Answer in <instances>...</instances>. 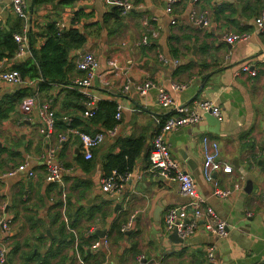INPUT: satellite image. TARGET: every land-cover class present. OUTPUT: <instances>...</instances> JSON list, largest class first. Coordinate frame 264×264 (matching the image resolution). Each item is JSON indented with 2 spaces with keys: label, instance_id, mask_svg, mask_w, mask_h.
I'll return each instance as SVG.
<instances>
[{
  "label": "crops",
  "instance_id": "0c3cea01",
  "mask_svg": "<svg viewBox=\"0 0 264 264\" xmlns=\"http://www.w3.org/2000/svg\"><path fill=\"white\" fill-rule=\"evenodd\" d=\"M60 1L31 0L23 20L9 0H0V24L18 27L12 34L23 33L26 25L24 33L36 49L47 38L49 23L74 27L85 37L82 45L68 50L73 65L66 84L41 88V78L25 77L30 81L19 85L0 78V172L27 163L26 169L0 182V221L8 223L7 229L0 226V251L5 253L0 264H78V256L85 264H264V27L256 32L254 22L264 0H178L171 14L164 11L163 0H131L133 8L117 19H105L115 6L108 0ZM221 2L235 11L225 9L216 18L213 10ZM247 2L254 10L245 9ZM190 9L205 11L209 24H195ZM244 31L252 33L248 40L224 41L225 34ZM85 53L97 60L88 97L74 83L82 75L76 61ZM30 57L3 58L0 69L10 70ZM244 62L254 66V76L234 74ZM145 80L153 86L141 95L135 85ZM171 82L184 88L173 91ZM158 88L179 105L196 108L198 101L208 99L221 110L217 132L203 117L166 133L164 140L171 158L193 177L205 204L227 223L224 237L205 230L203 219L186 205L177 180L154 177L147 170L153 135L172 108L158 100ZM19 90L37 97L29 113L20 110ZM70 90L80 96L69 97ZM89 97L96 107L98 101L109 100L124 108L117 134L106 136L86 159L76 135L58 143L57 133L66 131L63 116L83 131L104 130V118L96 124L81 113ZM43 100L55 114L48 136L38 129V103ZM203 136L218 142L221 159L232 167L215 175L220 188L230 191L225 198L213 195L212 183L203 176ZM49 148L63 167L62 183L46 179ZM124 150L133 157L130 171L141 178L127 181L120 193L101 191L100 179L120 165ZM182 206L196 228L177 242L170 238L173 230L165 229L164 218L170 208ZM123 225L127 230L120 233ZM210 247L213 259L207 255Z\"/></svg>",
  "mask_w": 264,
  "mask_h": 264
},
{
  "label": "built area",
  "instance_id": "2783aa9c",
  "mask_svg": "<svg viewBox=\"0 0 264 264\" xmlns=\"http://www.w3.org/2000/svg\"><path fill=\"white\" fill-rule=\"evenodd\" d=\"M12 11L21 19L25 20L27 17L26 13V3L25 0H9ZM113 5L121 9L122 14H126L133 8V2L131 0H108ZM178 0H163L165 6L164 11L168 14L172 13L173 6ZM193 3L198 2V0H191ZM189 16L193 19L195 24L208 25L209 18L205 11L197 13L194 9L189 10ZM174 18L171 23H174ZM254 22L257 27L256 32H260L264 27V9L255 16ZM63 27V23L58 24V28ZM26 30V25L24 26V32ZM16 32L13 34L17 48L15 54L18 57H23L25 54L30 53L29 39L25 33ZM254 32V33H256ZM252 33L241 32V33H227L224 35V41L231 45L239 41L248 40ZM145 41V38H143ZM160 59L166 63L167 59L163 55H159ZM1 67V64H0ZM97 67V60L91 53H85L80 56L76 61V68L82 71V75L74 80L75 86H77L83 96L88 97L89 93L87 87L90 86L94 70ZM235 75L248 74L254 76L256 74V69L250 63H241L238 68L234 71ZM0 78L4 81L11 83L13 85L26 84L30 80H27L21 76L18 70H1ZM153 84L145 80L141 83L135 85L136 90L141 94L145 95L146 91ZM173 91L181 90L184 88L183 84L171 82L169 84ZM127 84L124 86V91L128 90ZM158 100L167 105H171V111L167 117L162 121L160 126L156 129L152 141L151 149L149 152V164L147 170L156 176H161L169 180L178 181V189L184 197L188 198V205L194 211V216L196 218H201L204 221L205 230L212 232L219 237H224L227 234V223L223 220L215 209L205 204V200L198 194L196 190V185L193 177L182 170L179 164L173 160L170 156L169 149L165 143L164 135L172 130L179 129L183 126L197 124L203 119V114L205 112H210L219 121L222 120V113L220 108L212 100H200L196 103L195 107H190L187 105H179L175 103L174 99L170 94L163 88H158ZM36 95L25 96L20 102V110L23 113H29L30 110L36 104ZM85 107L82 112L84 117H92L96 110V105L89 97L88 100L84 101ZM124 106L121 103H116L114 119L115 124L102 131H97L93 133H86L78 130L77 128H68L64 132L57 133L58 143H64L68 140L69 135L77 136L81 148L84 151V158L90 159L92 157V149L100 145L106 136H114L117 134L119 122L121 119L122 111ZM38 113L40 115V125L39 131L48 136L53 133L55 125V114L51 109L50 102L48 100H43L38 103ZM202 149V173L206 181H209L213 185V195L225 198L229 195L228 189H221L216 178L217 173H229L232 171L231 165L226 163L220 157V148L217 141L203 136L201 141ZM44 166L47 171L46 179L51 182L62 183L61 173L63 167L56 161L54 148H49L44 155ZM27 163L19 164L7 171L0 172V182L6 177L12 176L19 171L26 169ZM31 175V171H29ZM138 180L141 178V173H133L132 171H126L124 173H119L116 170H112L110 173L106 174L100 179V189L106 193H120L127 183L131 179ZM261 205L264 208V193L261 199ZM183 207L170 208L164 218V227L167 231H172L176 229L178 237L184 239L190 236L196 228L194 221H188L185 218ZM0 226L3 229H7L8 223L1 220ZM127 230V225L121 227V231ZM103 243L107 244V240L103 239ZM5 253L3 250L0 251V262L4 261ZM208 258L213 259V247H210L207 252ZM78 264H85V261L78 256Z\"/></svg>",
  "mask_w": 264,
  "mask_h": 264
},
{
  "label": "trees",
  "instance_id": "16d2710c",
  "mask_svg": "<svg viewBox=\"0 0 264 264\" xmlns=\"http://www.w3.org/2000/svg\"><path fill=\"white\" fill-rule=\"evenodd\" d=\"M40 0H32V2L38 3ZM73 0H62L60 2L71 3ZM229 9L231 13L235 11L234 7L229 5V3L221 2L215 5L213 10V15L219 18L225 11ZM245 9L254 10V6H250V2H247ZM78 11L75 16L77 17ZM121 14V9L119 7H111V11L106 14V18L117 19ZM18 30V27L7 29L5 25L0 24V60L3 58H11L16 51L17 44L14 41L12 32ZM47 38L44 42L36 49L32 42L30 45V58L23 59L21 62L13 65L11 69H16L19 71L23 78L28 77L32 80L41 78L40 87L46 88L48 83L52 84H66L68 82V73L72 68V63L68 62L67 53L69 49L77 48L84 42V36L80 34L76 28L71 27L68 29H60L56 27L54 23H49L46 27ZM82 73V72H81ZM19 99L22 100L27 94L26 91L19 90ZM72 95L74 98L80 96V94L75 90L68 91V96ZM21 102V101H20ZM70 103V100H69ZM116 102L109 100H100L97 102V107L95 113L92 117H87L92 123H98L104 118L101 126L103 129H108L115 124L114 113H115ZM84 107L81 108V113ZM68 128H76L74 124L69 123L67 116H63ZM78 129V128H77ZM83 131L81 129H78ZM100 131V130H99ZM86 133H91L83 131ZM97 132V131H95ZM59 133V132H58ZM93 133V132H92ZM127 156V158H125ZM120 165L115 166V168L110 169L108 173L112 170H116L119 173H124L131 170L132 155L124 150L122 155L118 156ZM149 158V154H148ZM149 160V159H148ZM149 164V163H148ZM107 173V174H108ZM120 233H123L119 229ZM84 260V259H83Z\"/></svg>",
  "mask_w": 264,
  "mask_h": 264
},
{
  "label": "water",
  "instance_id": "95a60500",
  "mask_svg": "<svg viewBox=\"0 0 264 264\" xmlns=\"http://www.w3.org/2000/svg\"><path fill=\"white\" fill-rule=\"evenodd\" d=\"M203 116H204V118L206 120L207 125L210 126L213 131L217 132L218 129H219V126H220V122L221 121H219L216 117H214L209 111L208 112H205L203 114ZM118 206H119V204H118ZM170 238L172 240H174V241H177V242L183 241V239H181L180 237H178L176 229H173V231L170 234Z\"/></svg>",
  "mask_w": 264,
  "mask_h": 264
},
{
  "label": "rangeland",
  "instance_id": "374dc122",
  "mask_svg": "<svg viewBox=\"0 0 264 264\" xmlns=\"http://www.w3.org/2000/svg\"><path fill=\"white\" fill-rule=\"evenodd\" d=\"M25 3H26V13L28 14L30 10L31 0H25Z\"/></svg>",
  "mask_w": 264,
  "mask_h": 264
}]
</instances>
